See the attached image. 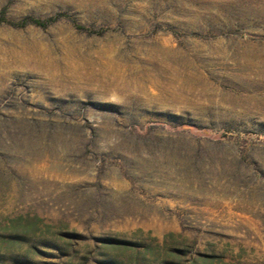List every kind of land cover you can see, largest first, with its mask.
I'll list each match as a JSON object with an SVG mask.
<instances>
[{
	"label": "rangeland",
	"instance_id": "obj_1",
	"mask_svg": "<svg viewBox=\"0 0 264 264\" xmlns=\"http://www.w3.org/2000/svg\"><path fill=\"white\" fill-rule=\"evenodd\" d=\"M0 17V264H264V0Z\"/></svg>",
	"mask_w": 264,
	"mask_h": 264
},
{
	"label": "trees",
	"instance_id": "obj_2",
	"mask_svg": "<svg viewBox=\"0 0 264 264\" xmlns=\"http://www.w3.org/2000/svg\"><path fill=\"white\" fill-rule=\"evenodd\" d=\"M59 18V16H58ZM57 18H51V19H48V20H42V19H38V18H25L24 20L20 21V22H11L13 23L14 25L16 26H25L27 24H30V23H34V24H37V25H40V26H45L46 24H48L49 22L55 20ZM7 21V19L5 17H0V21Z\"/></svg>",
	"mask_w": 264,
	"mask_h": 264
}]
</instances>
